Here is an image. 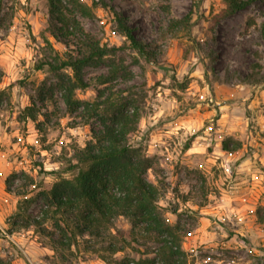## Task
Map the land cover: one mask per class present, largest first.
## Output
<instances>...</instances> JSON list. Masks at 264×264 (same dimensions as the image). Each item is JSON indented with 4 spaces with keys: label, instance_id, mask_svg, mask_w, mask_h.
Wrapping results in <instances>:
<instances>
[{
    "label": "rangeland",
    "instance_id": "obj_1",
    "mask_svg": "<svg viewBox=\"0 0 264 264\" xmlns=\"http://www.w3.org/2000/svg\"><path fill=\"white\" fill-rule=\"evenodd\" d=\"M82 2L90 7L88 14H78L84 29L102 45L125 47L119 54L133 77L111 83L108 95L128 97L129 106L140 113L131 141L154 158L147 176L158 188L165 216L180 225L177 235L185 253L172 264H264L263 178L248 169L254 145L264 137L250 100L244 99L248 84L264 83V0H249L230 14L224 0ZM115 11L125 15L136 37L149 46L148 53L128 47ZM49 25V0H2L0 58L7 53V61L0 64V88L8 99L0 104V129L15 140L0 147L10 148L6 179L18 174L10 184L5 179L14 209L0 223V257L13 264H124L126 259L165 264L153 234L133 231L124 216L106 222L99 235H79L71 246L59 243L52 219L41 231L23 227L24 220L12 224L25 197L18 193L30 197L39 183L49 188L56 180V174L41 173V167L72 177L76 170L66 168L76 147H84L100 128L82 109L71 112L60 88L44 104L37 102L40 124L23 117V109L37 101L42 81H56L47 66L37 70L36 65L78 49V39L66 46L51 35ZM109 67L87 66L88 87L77 89L76 96L94 101L101 87L98 76ZM258 110L264 111V103ZM229 119L239 127L233 133L227 132ZM227 136L239 145L235 152L223 150ZM42 205L34 202L33 217L41 214ZM233 207L242 211L231 212Z\"/></svg>",
    "mask_w": 264,
    "mask_h": 264
},
{
    "label": "trees",
    "instance_id": "obj_2",
    "mask_svg": "<svg viewBox=\"0 0 264 264\" xmlns=\"http://www.w3.org/2000/svg\"><path fill=\"white\" fill-rule=\"evenodd\" d=\"M225 12L234 13L243 9L249 0H224ZM2 0H0V12ZM90 7L82 0H49L50 33L66 46L71 38L78 39V49L66 56L56 54L52 60L45 59L36 65L37 70L46 66L55 76L56 81L45 78L37 88V101L26 106L23 117L38 121L40 108L37 102L44 104L46 99L57 88L64 91V101L71 112L82 109L88 119L95 118L100 128L93 130L92 139L82 148L76 147L75 155L69 160L66 170H76L72 177H66L61 170L41 173L56 174V180L49 188L42 182L39 189L30 197L26 191L18 194L25 196L17 205L13 216V226H35L40 231L43 223L53 220V226L58 232L59 243L71 246L78 242L81 235H99L101 227L112 218L127 217L132 230L141 229L151 233L160 244V255L165 264H172L184 255L177 232L179 223L172 224L158 204V188L148 178L149 170L154 167L151 157L142 145L131 141L136 131L140 113L138 108L129 106V98H112L108 95L109 85L118 79L129 80L133 71L126 64L124 55L119 54L124 46L102 45L100 40L87 32L78 19V14H88ZM119 30L129 42L128 47L136 49L141 54L149 52V46L141 42L128 25L125 15L114 12ZM50 44V41H47ZM109 64L106 73L98 76L101 85L97 89L94 101L82 100L76 96L79 88L88 87L84 76L87 66ZM261 68L260 65H255ZM0 75V81H1ZM8 99L5 89L0 88V104ZM187 144L186 148H189ZM222 148L226 152H235L239 145H233L231 137L222 140ZM16 171L9 174L6 183L10 184ZM12 191L11 189H7ZM41 200V214L33 217L30 209L34 202ZM260 211L258 216L260 217ZM57 232H53L56 234ZM66 240V241H65ZM118 248H113L116 252ZM126 259L124 264H131ZM155 264V259L147 261L140 259L136 264ZM0 264H13L10 260L0 257ZM134 264V263H133Z\"/></svg>",
    "mask_w": 264,
    "mask_h": 264
},
{
    "label": "crops",
    "instance_id": "obj_3",
    "mask_svg": "<svg viewBox=\"0 0 264 264\" xmlns=\"http://www.w3.org/2000/svg\"><path fill=\"white\" fill-rule=\"evenodd\" d=\"M2 56L3 57L0 58V64L5 65V62L7 60L5 61L4 57L7 56V53L3 54ZM240 87H245V86H240ZM237 91H239V89ZM247 92L248 93H246V96L244 97V99L250 100L249 107L253 108L252 114L258 117V122L261 126V130H262L263 137H264V111L263 112H259V110L257 111V106H259V104L261 103H264V83L248 84ZM239 93L241 92L239 91ZM232 122L233 121L229 119V122H228L229 126H228V131H227L228 133H233L234 130L239 129V127L234 126ZM1 129H0V144L2 145L7 144V143L8 145L12 144V142L15 139L13 138L11 140L12 137L8 135V133L2 132ZM219 130L222 131L225 129L220 128ZM263 139L264 138H262V140ZM217 145H219V143ZM254 146L257 150L254 151L253 156L248 158V162L251 163L248 169H250L251 173H253L256 177L263 178L261 188L262 190H264V142L260 144L257 143ZM9 149L10 148H8V150ZM8 150L6 148L3 149L0 147V223L4 222L6 215L12 212L14 209V206L11 203V197H10L11 194L9 193V191L6 190V185H5L6 176L10 171L9 164L11 163L8 159L9 154H10ZM258 162H259V166H256L255 163H258ZM232 211L241 212L242 209H237L233 207V209H231V212Z\"/></svg>",
    "mask_w": 264,
    "mask_h": 264
}]
</instances>
